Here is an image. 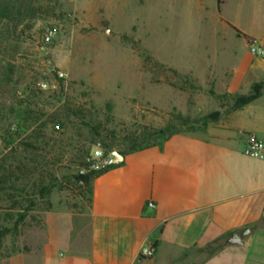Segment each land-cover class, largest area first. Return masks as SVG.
Listing matches in <instances>:
<instances>
[{"label":"rangeland","instance_id":"374dc122","mask_svg":"<svg viewBox=\"0 0 264 264\" xmlns=\"http://www.w3.org/2000/svg\"><path fill=\"white\" fill-rule=\"evenodd\" d=\"M223 15L264 30L260 0H226ZM244 53L217 0H0V264L41 235L53 202L86 204L77 176L96 140L114 151L161 145L166 127L210 131L203 117L244 94L224 78Z\"/></svg>","mask_w":264,"mask_h":264},{"label":"crops","instance_id":"0c3cea01","mask_svg":"<svg viewBox=\"0 0 264 264\" xmlns=\"http://www.w3.org/2000/svg\"><path fill=\"white\" fill-rule=\"evenodd\" d=\"M225 4L222 18L246 48L245 36L264 38L226 19ZM250 54L224 76L229 90L246 93L264 77V59ZM251 134L264 140V93L210 131L122 154L92 180L85 205L53 202L41 235L5 264H264V159L244 154ZM149 241L156 254L139 257Z\"/></svg>","mask_w":264,"mask_h":264},{"label":"built area","instance_id":"2783aa9c","mask_svg":"<svg viewBox=\"0 0 264 264\" xmlns=\"http://www.w3.org/2000/svg\"><path fill=\"white\" fill-rule=\"evenodd\" d=\"M58 30L56 27H48L39 42L42 44L51 43L57 36ZM247 42L248 51L259 58L264 59V38L251 36ZM60 78H63L64 73L58 74ZM38 86L41 89L48 88L46 82H39ZM244 154L256 159H264V140L258 138L256 135H248L247 144L244 149ZM113 151L108 149L102 140H96L89 154L86 157L85 166L80 169V174H100L110 169L113 165ZM150 207H154L153 203H149ZM157 252V247L152 242L145 244L140 252L139 257L150 258Z\"/></svg>","mask_w":264,"mask_h":264},{"label":"trees","instance_id":"16d2710c","mask_svg":"<svg viewBox=\"0 0 264 264\" xmlns=\"http://www.w3.org/2000/svg\"><path fill=\"white\" fill-rule=\"evenodd\" d=\"M223 3V0H217V4H218V10L220 11V7L221 4ZM236 31L237 34L239 36H241V33L235 28L233 27ZM246 41H248L250 39V36H245ZM264 93V81H257L254 82L250 88V90L247 93L244 94H234V95H228L232 101V103L228 106V108L226 110H216V111H212L210 113H208L207 115H205L203 117L202 124H206L207 122H216L218 120H220L222 118V116L230 111H235L238 110L246 105H248L249 103L255 101L256 99H258L262 94ZM222 97V96H220ZM221 108H224V105L221 104L220 106ZM181 132L179 127H166L164 129H161L159 131V135L162 137H165L164 141L167 140L168 138H170L172 135L177 134ZM115 140V138H111V140H109V143L104 142L105 146L112 150L115 147H112V142ZM147 139H142V140H134L131 143H129L128 145H125V143H123V149H118V152L121 154H127V153H131V152H135V151H139L145 148H149L152 146H155V144H150V143H146ZM163 141V142H164ZM115 164L112 165V167H114ZM111 167V168H112ZM101 174V173H100ZM100 174H94V173H88V174H78L77 179L78 181H81L83 183H85V186L88 188V195L90 194V185L92 180L97 177ZM51 192V189L48 187H44L42 188V195H48ZM1 234V233H0ZM234 238H237L236 236ZM233 240V239H231Z\"/></svg>","mask_w":264,"mask_h":264},{"label":"water","instance_id":"95a60500","mask_svg":"<svg viewBox=\"0 0 264 264\" xmlns=\"http://www.w3.org/2000/svg\"><path fill=\"white\" fill-rule=\"evenodd\" d=\"M113 164L117 165L123 161L124 157L121 153H119L117 150L113 151ZM231 240V239H230Z\"/></svg>","mask_w":264,"mask_h":264}]
</instances>
